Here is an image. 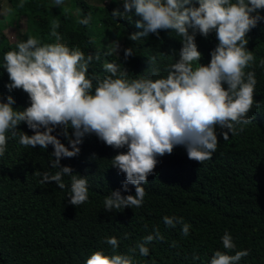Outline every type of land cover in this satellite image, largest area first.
Masks as SVG:
<instances>
[{"label": "trees", "instance_id": "16d2710c", "mask_svg": "<svg viewBox=\"0 0 264 264\" xmlns=\"http://www.w3.org/2000/svg\"><path fill=\"white\" fill-rule=\"evenodd\" d=\"M8 2L12 11L1 24L10 25L23 16L29 22V29L18 42L32 36L41 43H55L50 32L53 23L59 22L56 31L63 44L79 48L85 55L100 54L90 73L101 78L107 75L103 65L109 62L122 63L129 71V81L166 77L182 46L181 38L170 31L161 32L159 39L149 35L130 41V34L142 31L135 27L138 18L133 16L132 22L112 18V10L123 11V7L111 0H64L61 7L54 6L53 0ZM89 12V25H80L78 20ZM260 14L264 16V11ZM248 39L247 49L256 56L254 101L259 103V107L254 103L248 114L253 122L240 135L229 134L227 141L217 129L218 150L212 160L201 165L189 160L183 147L158 158L154 174L141 185L146 191L141 208L105 212L104 199L111 191L122 189L125 175L112 168L117 151L95 135L84 137L76 157L61 160L62 166H70L74 175L88 181L89 200L76 208L67 201L70 176L63 177L66 188L60 190L55 182L40 184L41 177L34 175L59 171L50 166L54 159L52 147L24 148L18 143L19 132L15 138L9 133L7 151L0 157V264H85L94 251L113 254L110 246L103 243L106 237H116L120 244L116 254L132 255L133 264H209L214 251H224L221 237L225 230L232 235L236 250L250 252L239 264H264V68L259 67L264 58V21L248 34ZM116 41L121 46L119 56H106ZM17 43L9 41L0 25V96L5 101L12 96L13 107L23 110L29 105L27 95L4 87L9 80L3 70V57L7 51L15 50ZM196 43L202 53L200 63L208 64L210 52L218 43L215 34L208 38L198 35ZM129 47L135 56L125 62L123 49ZM153 57L155 62L150 64ZM153 67L159 69V77L152 76ZM19 131L33 134L26 124H21ZM59 138L67 145L63 136ZM128 187L131 193L122 191V195L135 194L134 186ZM164 216L182 217L190 225L189 235H182L181 224L166 227ZM157 228L164 239L145 245L148 257L141 256L138 248L134 254L129 253L144 237L154 235ZM173 242L175 247L171 246ZM194 256L199 259L194 260Z\"/></svg>", "mask_w": 264, "mask_h": 264}, {"label": "clouds", "instance_id": "9594fccd", "mask_svg": "<svg viewBox=\"0 0 264 264\" xmlns=\"http://www.w3.org/2000/svg\"><path fill=\"white\" fill-rule=\"evenodd\" d=\"M111 2L123 6V11L112 10V18L131 22L133 16L138 18L135 27L142 31L130 34V41L149 35L159 39L161 32L169 31L181 38L178 58L167 69V76L129 81L128 69L117 62L103 65L107 73L103 78L90 73L100 54L85 55L79 48L67 47L56 31L59 22H54L50 35L55 43H41L29 36L18 42L15 50L4 54L3 70L9 80L4 87L9 92L21 90L27 95L29 105L23 110L15 109L12 96L6 101L0 96V157L7 151L9 133L15 138L19 132L18 143L24 148L47 150L51 146L54 159L50 166L59 171L34 175L41 177L40 184L55 182L60 190L66 188L63 177L70 176L67 201L77 208L89 200L88 181L74 175L70 166H62L61 160L76 157L84 137L95 135L117 151L112 168L125 175L122 189L111 191L103 201L105 212L120 213L122 209L143 207L146 191L141 185L147 184L148 177L154 174L158 158L183 147L188 159L201 165L212 160L218 150L217 129L219 136L227 141L230 135H240L253 122L248 114L254 103L259 107L254 101L256 56L247 45L248 34L264 21L260 14L264 11V0ZM53 5L61 7L64 0H53ZM23 6L21 3L20 7ZM91 19L89 12L78 23L87 27ZM213 33L218 43L210 52V62L201 64L202 53L196 38L198 35L208 38ZM112 45L105 55L119 56V42ZM123 52L125 62L135 56L131 47ZM154 62L155 57L149 61ZM259 67L264 68V58L260 59ZM152 76L159 77V69L153 67ZM21 124H26L33 134L19 131ZM60 136L67 140V145ZM128 185L134 186V195H122V191L131 193ZM163 223L170 228L181 224L182 235H189L190 225L182 217L164 216ZM153 231L154 235L144 237L129 253L134 254L138 248L141 256L148 257L149 249L145 245L154 239H164L158 228ZM221 242L224 251H214L209 264H239L250 255L249 250H236L237 245L227 230ZM103 243L110 246L113 254L94 251L85 264H133L132 255L116 254L120 246L116 237H106ZM171 246L175 247V242Z\"/></svg>", "mask_w": 264, "mask_h": 264}, {"label": "rangeland", "instance_id": "374dc122", "mask_svg": "<svg viewBox=\"0 0 264 264\" xmlns=\"http://www.w3.org/2000/svg\"><path fill=\"white\" fill-rule=\"evenodd\" d=\"M95 3V2H93ZM121 7L122 3H120ZM12 11V6L9 4L8 0H0V21L5 22V19L9 17L8 15ZM11 22V21H10ZM5 35L8 37L11 43H17L23 38V35L29 29V22L26 16L21 17L17 22L10 25L1 24Z\"/></svg>", "mask_w": 264, "mask_h": 264}]
</instances>
